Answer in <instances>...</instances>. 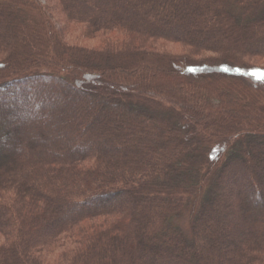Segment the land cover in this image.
Segmentation results:
<instances>
[{"label":"trees","instance_id":"16d2710c","mask_svg":"<svg viewBox=\"0 0 264 264\" xmlns=\"http://www.w3.org/2000/svg\"><path fill=\"white\" fill-rule=\"evenodd\" d=\"M57 1L0 0V264H264V0Z\"/></svg>","mask_w":264,"mask_h":264},{"label":"rangeland","instance_id":"374dc122","mask_svg":"<svg viewBox=\"0 0 264 264\" xmlns=\"http://www.w3.org/2000/svg\"><path fill=\"white\" fill-rule=\"evenodd\" d=\"M40 2L43 4V5H46L48 8L50 6H56V8L58 9L59 8V11H61L60 9V4L57 0H40ZM49 11L51 12V9L49 8ZM56 16V15H55ZM55 22V24L58 26V28H61L62 27V21H58V20H53ZM174 51L178 52L177 56L178 57H184L186 55V49L184 48H181L179 46H177ZM205 55H208V54H205ZM208 56H211L212 58H215V60L213 61H216V58H219L220 56L218 55H208ZM208 62V61H207ZM238 62L237 64H230L231 66L233 67H241V68H245V69H248V68H252V67H261V68H264V57H247L245 54L244 55H240L238 60L236 61ZM179 66H182L183 69L186 67V64L184 65V63L182 64H179L180 62H177ZM211 63V61H209V64ZM218 63V62H217ZM212 64H215L212 63ZM210 64V65H212ZM213 66H217V65H213ZM193 81V80H191ZM165 82V79H162V77H159V79L156 80V83H163ZM195 82V81H193ZM231 83L230 80H226L225 81V84L223 83V85H226V84H229ZM189 85V84H188ZM112 88V86L109 87V89ZM94 91V89H93ZM236 95H238L239 98H241L242 96L245 98V100H248V98H252L251 96L252 95H248L249 97H247L246 95V92L243 91V89L241 88H238L236 93ZM40 95V94H39ZM40 98L39 97H36L35 99H33L31 101V103L29 104L31 107H32V110H33V113L31 115H34L35 113H43L45 112L44 110L46 109L45 107H42V105L40 107H38L36 104H38V99ZM10 110L14 111L17 109V107L15 106V103L11 104L10 103ZM24 105V104H22ZM29 105H26V108L28 109V106ZM25 106V105H24ZM9 110V111H10ZM107 110V109H106ZM15 114L14 113H11L9 112L8 115L6 116V119H7V122L8 123H17V124H22V125H29V124H32L35 122L33 116L30 118V119H25V118H18L20 120H18L17 118H15L14 116ZM33 118V119H32ZM7 126V125H6ZM6 126L5 127H1L0 128V138L3 136L4 134V131L6 129ZM185 136H187V134H185ZM252 143H245L244 144V149L246 150V152L243 154V159H249V154L251 153V149L250 148H253L252 146ZM251 146V147H250ZM13 145L12 144H9L8 145V142H2V144L0 143V151L4 153V156H7L9 155V157H11L13 155L12 153V148ZM177 225L179 227L182 228V230L185 232L186 235H189L190 232H191V217H190V214L189 213H185L184 215H182L178 220H177Z\"/></svg>","mask_w":264,"mask_h":264}]
</instances>
